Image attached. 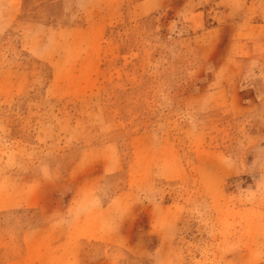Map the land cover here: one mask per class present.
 <instances>
[{
	"label": "rangeland",
	"instance_id": "obj_1",
	"mask_svg": "<svg viewBox=\"0 0 264 264\" xmlns=\"http://www.w3.org/2000/svg\"><path fill=\"white\" fill-rule=\"evenodd\" d=\"M106 258L264 264V0H0V264Z\"/></svg>",
	"mask_w": 264,
	"mask_h": 264
},
{
	"label": "crops",
	"instance_id": "obj_2",
	"mask_svg": "<svg viewBox=\"0 0 264 264\" xmlns=\"http://www.w3.org/2000/svg\"><path fill=\"white\" fill-rule=\"evenodd\" d=\"M260 23L261 22L258 23L257 21H249V24H252L251 26L253 27V29H257L258 24H260ZM247 90H244V91H247L248 93H249V91H252V93L254 94V100L256 99L259 101V96H258L259 94H258V91H256V89H255V92L252 90V87L248 88ZM252 103H253V99H250V100L246 101L245 106H249ZM118 197H119V195H116L112 199V201H110L106 205H103L101 210H98V213L104 217L105 214L107 213L108 207L114 201H118L117 200ZM73 202H75V200ZM81 208H82V206H75L74 204H71L70 207L66 211V212H68L67 216H66V221H70V219H69L70 217H68V216H72L75 214L79 215V213H81ZM92 212H95V210L90 209L89 211H87V214L92 213ZM71 223H72L71 227L73 230L71 232L72 238L76 237L79 241H82L81 239H91V240H96V241L102 242V243H112V244L115 243V244H120V245L130 243L132 241L131 240L132 237H131V232H130L131 226L129 224L130 223L129 217H127L126 220L121 222V224L118 228V231L116 233V236H113V237H111L110 234H108L107 228L104 224H102V226L101 225L97 226L93 222L92 223H89V221L87 223L85 221L81 222L80 219L77 220L75 218L71 221ZM129 227H130V229H129ZM123 239H125V240L123 241ZM64 240L66 241V239H64ZM111 263H112V261L109 258H106V259H102V260H100L94 264H111Z\"/></svg>",
	"mask_w": 264,
	"mask_h": 264
}]
</instances>
